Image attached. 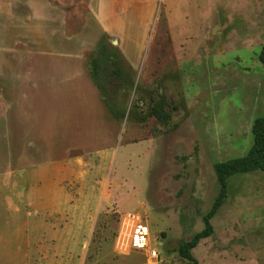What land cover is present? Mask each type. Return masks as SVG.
<instances>
[{"label": "rangeland", "instance_id": "374dc122", "mask_svg": "<svg viewBox=\"0 0 264 264\" xmlns=\"http://www.w3.org/2000/svg\"><path fill=\"white\" fill-rule=\"evenodd\" d=\"M66 1L86 13L83 0ZM146 1L154 21L121 40L130 62L104 39L95 50H112L130 72L107 82L103 110L110 121L88 136L86 147L61 142L57 148L74 150L66 153L72 159L90 156L69 202L49 217L68 221L70 204L77 206V242L48 239L33 244L28 259L4 264H191L177 250L204 230L203 218L220 191L215 166L246 156L253 123L264 117V34L219 32L235 12L250 16L247 0ZM95 30L91 24L92 36ZM113 70L108 67L107 75ZM5 128L0 124V173L8 170L6 141L23 135L16 126ZM75 135L78 146L82 133ZM129 216L141 220L139 230L158 250L159 262L132 247ZM212 225L213 236L192 251L199 264H264V172L228 180Z\"/></svg>", "mask_w": 264, "mask_h": 264}, {"label": "crops", "instance_id": "0c3cea01", "mask_svg": "<svg viewBox=\"0 0 264 264\" xmlns=\"http://www.w3.org/2000/svg\"><path fill=\"white\" fill-rule=\"evenodd\" d=\"M83 1L84 14L66 0H0V124L23 132L6 141L8 170L0 173V264L28 259L31 246L48 239L77 242V206L70 204L68 221L49 217L69 202L90 156L81 152L72 159L74 150L57 148L61 142L86 147L88 136L110 121L91 77L90 57L101 41L120 47L130 62L121 40L154 21L146 0ZM247 5L250 16L235 12L219 32L263 35L264 0ZM75 133H82L78 146Z\"/></svg>", "mask_w": 264, "mask_h": 264}, {"label": "trees", "instance_id": "16d2710c", "mask_svg": "<svg viewBox=\"0 0 264 264\" xmlns=\"http://www.w3.org/2000/svg\"><path fill=\"white\" fill-rule=\"evenodd\" d=\"M259 61L264 65V46L259 55ZM114 66L115 70L110 75H107V68ZM124 66V63L119 59L118 54H114L112 50L103 49L95 53L90 60L91 76L101 95L109 101L110 93L107 87L109 79H115L116 77L129 78L130 72ZM123 67V68H122ZM127 70L128 73L124 71ZM128 82L124 78V82ZM132 81L129 86H132ZM112 110V106L109 105ZM114 114V111H111ZM154 115L158 116L157 111H154ZM252 134L254 143L248 154L244 157L230 160L224 163L217 164L215 166V173L218 183L220 185V191L216 198L214 205L210 212L203 218L204 230L194 236L191 241H183L178 247V254L181 258L187 260L191 264H199L198 260L193 256L192 251L197 248L201 241L206 240L213 236L214 227L212 220L215 218L219 210L221 209L224 200L228 195V180L241 174H250L253 172H264V117L255 119L252 126Z\"/></svg>", "mask_w": 264, "mask_h": 264}, {"label": "built area", "instance_id": "2783aa9c", "mask_svg": "<svg viewBox=\"0 0 264 264\" xmlns=\"http://www.w3.org/2000/svg\"><path fill=\"white\" fill-rule=\"evenodd\" d=\"M129 219L133 222V227L131 231V245L132 247L140 252L145 253L146 258L149 261H160V256L158 250L152 246V243L148 235L144 234L139 230V225L141 220L136 217L129 216Z\"/></svg>", "mask_w": 264, "mask_h": 264}]
</instances>
